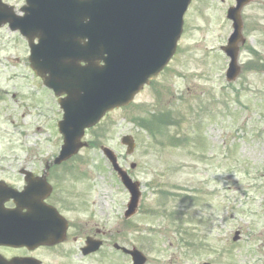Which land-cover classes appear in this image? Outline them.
<instances>
[{"label":"rangeland","instance_id":"1","mask_svg":"<svg viewBox=\"0 0 264 264\" xmlns=\"http://www.w3.org/2000/svg\"><path fill=\"white\" fill-rule=\"evenodd\" d=\"M234 5L193 0L170 65L131 105L87 132L89 146L72 159L84 177L60 210L72 235L85 226L109 243L84 260L71 242L68 264H131L113 243L138 248L147 264H264V0L243 9L242 73L230 84L221 48L233 32L227 11ZM2 46L0 162L53 160L63 144L59 104L30 69L27 42L3 27ZM125 135L137 143L131 156ZM103 146L141 184L135 217L124 216L130 195Z\"/></svg>","mask_w":264,"mask_h":264},{"label":"water","instance_id":"2","mask_svg":"<svg viewBox=\"0 0 264 264\" xmlns=\"http://www.w3.org/2000/svg\"><path fill=\"white\" fill-rule=\"evenodd\" d=\"M39 2V3H37ZM192 0H31L26 16L18 18L11 9L3 8L0 25L9 23L13 31L27 38L30 62L34 72L60 99L64 118L59 123L64 145L56 163L66 161L87 144L85 131L116 108L132 103L143 87L156 79L176 53L183 33L184 16ZM250 0H237L228 19L234 33L223 51L231 59L228 81H235L241 72L238 65L243 21L241 12ZM38 39V44L35 40ZM84 63V66L82 65ZM122 143L127 153L135 150L131 136ZM104 155L113 165L122 183L131 194L126 217L138 209L140 184L123 170L115 153L106 147ZM136 165L133 164L132 168ZM31 189L16 197L18 211L6 214L8 225L21 240L36 236L41 243L54 244L65 239L67 223L53 208L43 203L45 196ZM23 209L26 214L21 213ZM238 237L235 238L237 240ZM100 243L90 241L85 253L99 249ZM135 264H145L137 250L126 251Z\"/></svg>","mask_w":264,"mask_h":264},{"label":"flooded vegetation","instance_id":"3","mask_svg":"<svg viewBox=\"0 0 264 264\" xmlns=\"http://www.w3.org/2000/svg\"><path fill=\"white\" fill-rule=\"evenodd\" d=\"M27 2L28 0H0V14H3V3L15 7L20 14V10L28 5ZM0 53H3V46L0 47ZM0 65H3L2 55L0 56ZM75 164L78 162L67 161L59 165H56L53 160L0 162V264H57L56 258L66 262H61V264H68L72 254L71 248L68 247L71 242L79 244L78 254L82 259H90L101 254L97 253L88 257L83 255L82 250L90 237L104 239L103 249L108 246L109 241L105 239V233L98 229L96 232H88L85 226H82L78 231L75 229V234L72 235L71 230L74 227L69 220V231L64 242L47 244L32 238V241L26 242V245H19L18 242L10 240L16 236L8 234V232L15 231L20 226L4 223L7 220L6 213L18 211L14 199H8L9 191L25 192L29 188L25 173L29 172L36 179L45 180V182L39 181L34 190L45 196L46 204L57 208L64 215L60 209L71 204L70 196L82 181L83 175L81 176L77 167L74 166ZM79 178L80 181H78ZM21 213H27V210L24 209ZM116 252L121 253V251Z\"/></svg>","mask_w":264,"mask_h":264}]
</instances>
